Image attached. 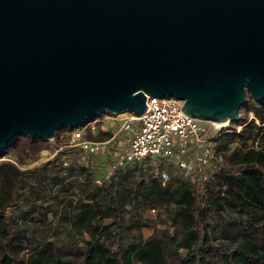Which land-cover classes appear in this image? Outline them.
<instances>
[{
    "label": "water",
    "instance_id": "1",
    "mask_svg": "<svg viewBox=\"0 0 264 264\" xmlns=\"http://www.w3.org/2000/svg\"><path fill=\"white\" fill-rule=\"evenodd\" d=\"M264 98V0H0V149L146 95L214 122Z\"/></svg>",
    "mask_w": 264,
    "mask_h": 264
},
{
    "label": "trees",
    "instance_id": "2",
    "mask_svg": "<svg viewBox=\"0 0 264 264\" xmlns=\"http://www.w3.org/2000/svg\"><path fill=\"white\" fill-rule=\"evenodd\" d=\"M247 108L253 117L218 138L219 148L234 146L201 190L182 179L163 186L137 164L94 188L90 163L63 165L61 152L32 167L1 160L0 264H264V98ZM45 141L18 134L0 155L38 151ZM136 167L149 171L150 182L132 179ZM156 202L171 207L174 231L121 241L122 217L140 229L141 209ZM223 210L232 217L222 219Z\"/></svg>",
    "mask_w": 264,
    "mask_h": 264
},
{
    "label": "built area",
    "instance_id": "3",
    "mask_svg": "<svg viewBox=\"0 0 264 264\" xmlns=\"http://www.w3.org/2000/svg\"><path fill=\"white\" fill-rule=\"evenodd\" d=\"M145 104L147 108L140 115L130 111L104 112L68 129L65 146H59L50 157L64 152L58 159L66 165L68 154L78 150L80 154L106 158L108 178L117 168L137 164L143 168L149 166L151 176L163 186L171 179H182L197 190L203 189L214 178V171L227 163L234 146L219 148L218 138L241 125L223 128L227 123L220 125L187 115L181 110L183 100L175 97L147 94ZM104 123L109 125L108 136L96 137L95 130ZM5 159L18 164L15 157L1 154L0 160ZM147 209L155 212L156 207L148 205Z\"/></svg>",
    "mask_w": 264,
    "mask_h": 264
},
{
    "label": "rangeland",
    "instance_id": "4",
    "mask_svg": "<svg viewBox=\"0 0 264 264\" xmlns=\"http://www.w3.org/2000/svg\"><path fill=\"white\" fill-rule=\"evenodd\" d=\"M253 101L254 100L252 99L249 91H247L246 92V99L244 100V102L241 104V106L239 108V118L236 120H229L228 122H226L227 125L222 126V127L223 128L224 127H227V128L237 127L239 122H242L244 120L248 121L251 118L252 112L249 111L247 107H248V104L253 102ZM102 113H104V112H102ZM100 117H102L104 119V115H101ZM108 127H109V125H107L105 123L103 124V126H98V129L95 130L94 135L96 137L108 136V134H109L107 131ZM65 128L66 127H59L56 130L55 136L51 139H46L45 143L43 144L44 147L39 149L38 151H34V152L30 151L28 153H22L21 155H17L15 151L10 150V152L12 153L11 156L13 155L12 157H15L16 159H18V161L21 163V165H24L25 167H32L35 164H38L42 161L49 159L50 156L52 155V153L59 146L60 147L65 146L64 143L67 142V138H68V132H67L68 130ZM73 153L74 154L69 157L70 161H73V162L78 161V162L84 163V160L81 159L79 156V151H77V152L73 151ZM81 153L83 154V152H81ZM61 154H64V152H61ZM87 157H88V161H89L90 166H91L90 179L92 181V186L94 188L100 187L98 184L107 183L108 181H110L111 178H107V170H108V165H109V162L106 161L107 159L100 156V155H97V156L96 155H87ZM79 158H80V160H79ZM130 167H132V166H130ZM130 167H127V168H130ZM127 168H125V169H127ZM132 176H133L132 179L135 180L136 182L141 179L146 183L150 182V177H151L149 174V171L147 169H143V168L138 169L137 167L134 168V171L132 172ZM76 179L80 180V176L79 175L76 176ZM97 179L99 180V182H97ZM32 182H33V179L30 178L27 182V185H29ZM29 188L30 187L27 186L25 191H28ZM98 190H99V192L102 191L101 188H99ZM22 199L26 200V197H22ZM153 205L156 207L155 212L148 211V209H147L148 206H145L143 209H141V218L147 224L144 225L143 227H141L140 229L129 228L128 226L130 225V222L128 221L127 217L126 216L122 217V225H121V228H120L119 233H118L121 241H129V240L133 239L135 236H137L138 233L141 234L143 238H146V237L151 236V235L159 234L164 229H166V230L168 229V232L174 231L173 226L169 225L168 211L171 207H169L166 204L157 203V202ZM16 209H17L16 206L8 207L7 214L10 216V218L13 215H15V213L17 212ZM228 211L223 210L221 212L220 215L222 216V219L232 217L231 214L233 215V213H231L230 210H228ZM212 219H213V221L215 220L214 217ZM216 231H217L216 228L210 229L211 234L214 236L216 235L215 233H217Z\"/></svg>",
    "mask_w": 264,
    "mask_h": 264
},
{
    "label": "crops",
    "instance_id": "5",
    "mask_svg": "<svg viewBox=\"0 0 264 264\" xmlns=\"http://www.w3.org/2000/svg\"><path fill=\"white\" fill-rule=\"evenodd\" d=\"M73 153V152H72ZM79 156H80V158L81 159H83L84 160V165H86L89 161H88V157H87V155H85L84 153L83 154H80L79 153ZM97 156V155H96ZM69 157H70V153L68 154V161L70 160L69 159ZM80 158H79V160H80ZM107 161V160H106ZM112 177V176H111ZM108 178V177H107ZM110 178V177H109Z\"/></svg>",
    "mask_w": 264,
    "mask_h": 264
},
{
    "label": "bare ground",
    "instance_id": "6",
    "mask_svg": "<svg viewBox=\"0 0 264 264\" xmlns=\"http://www.w3.org/2000/svg\"><path fill=\"white\" fill-rule=\"evenodd\" d=\"M216 123H218V124H220V125H221V124H225L226 122H216Z\"/></svg>",
    "mask_w": 264,
    "mask_h": 264
}]
</instances>
